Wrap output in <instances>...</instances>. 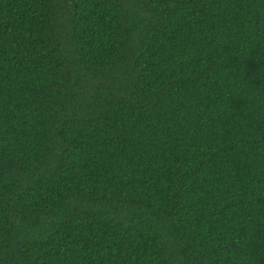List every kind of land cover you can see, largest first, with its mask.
I'll use <instances>...</instances> for the list:
<instances>
[{
    "label": "trees",
    "instance_id": "16d2710c",
    "mask_svg": "<svg viewBox=\"0 0 264 264\" xmlns=\"http://www.w3.org/2000/svg\"><path fill=\"white\" fill-rule=\"evenodd\" d=\"M0 264H264V0H0Z\"/></svg>",
    "mask_w": 264,
    "mask_h": 264
}]
</instances>
